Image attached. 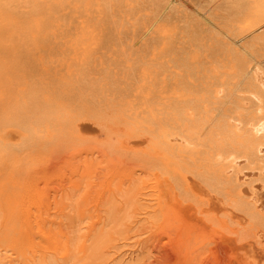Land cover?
Listing matches in <instances>:
<instances>
[{"label": "bare ground", "instance_id": "6f19581e", "mask_svg": "<svg viewBox=\"0 0 264 264\" xmlns=\"http://www.w3.org/2000/svg\"><path fill=\"white\" fill-rule=\"evenodd\" d=\"M182 2L0 0V25H18L24 36L55 32L64 11L80 25L97 12L121 27L139 9L151 12L129 45L137 55L130 89L119 92L115 75L95 78L85 69L57 86L14 91L9 73L0 71V168L16 166L25 176L32 153L43 149L46 167L91 158L103 171L131 172L115 193L126 211L148 203L141 204L157 222L152 253L163 262L264 264V0H223L220 19L199 12L212 28H228L223 49L217 42L183 55L185 75L162 90L140 85L155 66L134 48L166 31L163 22ZM127 183L131 188L123 190ZM65 249L67 256L69 243Z\"/></svg>", "mask_w": 264, "mask_h": 264}, {"label": "rangeland", "instance_id": "374dc122", "mask_svg": "<svg viewBox=\"0 0 264 264\" xmlns=\"http://www.w3.org/2000/svg\"><path fill=\"white\" fill-rule=\"evenodd\" d=\"M182 1L186 5L182 2L176 6L163 22L167 32H154L134 48L136 54L155 66L151 69L152 79H140V85L148 82L156 86L154 89L162 90L185 75L183 55L196 51L198 46L209 50L217 42V48L223 49L226 25H218L219 32L199 15L207 11L220 19L223 0ZM150 15L148 8L139 9L125 17V25L121 27L108 15L97 12L86 15L85 23L80 25L77 16L64 11L56 33L51 28L31 36H24L16 28L18 25L4 22L7 26L0 25V71L9 73L14 91L18 88L16 91L22 92L75 80L85 69L95 78L109 72L118 79L122 92L136 84L137 78L131 75L129 66L137 55H130L129 45L133 35L141 32L145 16ZM43 151L32 153L25 176L16 172V166L0 168L3 262L166 264L156 252L152 253L151 239L157 222L149 217L154 213L142 205L148 203L142 200L126 211L123 198L115 193L119 179L130 181L131 172L103 171L104 165L97 166L91 158H79L67 164L56 160L46 167L50 156ZM129 188L127 183L122 189ZM112 193L116 197L111 199ZM66 243L71 248L67 256Z\"/></svg>", "mask_w": 264, "mask_h": 264}]
</instances>
